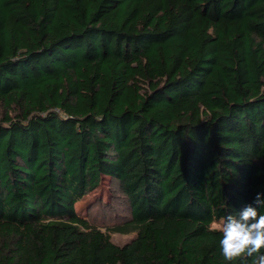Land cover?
Returning <instances> with one entry per match:
<instances>
[{
    "label": "trees",
    "instance_id": "16d2710c",
    "mask_svg": "<svg viewBox=\"0 0 264 264\" xmlns=\"http://www.w3.org/2000/svg\"><path fill=\"white\" fill-rule=\"evenodd\" d=\"M257 193L264 0H0V264H225Z\"/></svg>",
    "mask_w": 264,
    "mask_h": 264
},
{
    "label": "clouds",
    "instance_id": "9594fccd",
    "mask_svg": "<svg viewBox=\"0 0 264 264\" xmlns=\"http://www.w3.org/2000/svg\"><path fill=\"white\" fill-rule=\"evenodd\" d=\"M264 194L236 214L215 222L219 252L225 264H264Z\"/></svg>",
    "mask_w": 264,
    "mask_h": 264
},
{
    "label": "rangeland",
    "instance_id": "374dc122",
    "mask_svg": "<svg viewBox=\"0 0 264 264\" xmlns=\"http://www.w3.org/2000/svg\"><path fill=\"white\" fill-rule=\"evenodd\" d=\"M110 201V180L109 178H104L101 185L94 192L87 195L77 203L76 209L79 216L86 218L90 222L102 227L103 231H105L106 227L114 225L115 223H119L118 221L111 222L109 219L105 220L103 218L102 207L104 204H108ZM118 212L120 215L126 214L124 207H120ZM119 221H121V219ZM133 237V235L113 234L112 241L117 245H123L129 242Z\"/></svg>",
    "mask_w": 264,
    "mask_h": 264
}]
</instances>
